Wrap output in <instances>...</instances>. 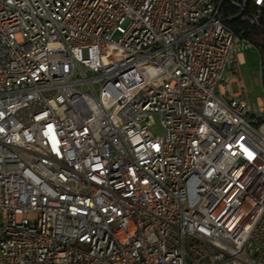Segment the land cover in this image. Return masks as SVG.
I'll return each instance as SVG.
<instances>
[{"label": "built area", "instance_id": "1", "mask_svg": "<svg viewBox=\"0 0 264 264\" xmlns=\"http://www.w3.org/2000/svg\"><path fill=\"white\" fill-rule=\"evenodd\" d=\"M231 18L264 0H0V264H264Z\"/></svg>", "mask_w": 264, "mask_h": 264}, {"label": "rangeland", "instance_id": "2", "mask_svg": "<svg viewBox=\"0 0 264 264\" xmlns=\"http://www.w3.org/2000/svg\"><path fill=\"white\" fill-rule=\"evenodd\" d=\"M245 62L235 69H227L223 72V79L230 82L233 93H242L241 95L247 100L250 111L253 114L264 115V81L260 70V56L255 47L248 48L244 51ZM155 131L161 134V130L155 122Z\"/></svg>", "mask_w": 264, "mask_h": 264}, {"label": "trees", "instance_id": "3", "mask_svg": "<svg viewBox=\"0 0 264 264\" xmlns=\"http://www.w3.org/2000/svg\"><path fill=\"white\" fill-rule=\"evenodd\" d=\"M227 23L237 34L250 39L257 48L260 54V70L264 81V25L255 26L233 18L229 19Z\"/></svg>", "mask_w": 264, "mask_h": 264}, {"label": "crops", "instance_id": "4", "mask_svg": "<svg viewBox=\"0 0 264 264\" xmlns=\"http://www.w3.org/2000/svg\"><path fill=\"white\" fill-rule=\"evenodd\" d=\"M244 62H245V53L243 52V53L238 54L235 57L233 65L231 66V68H233L234 70L238 69L239 66L244 64Z\"/></svg>", "mask_w": 264, "mask_h": 264}]
</instances>
